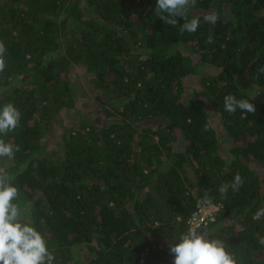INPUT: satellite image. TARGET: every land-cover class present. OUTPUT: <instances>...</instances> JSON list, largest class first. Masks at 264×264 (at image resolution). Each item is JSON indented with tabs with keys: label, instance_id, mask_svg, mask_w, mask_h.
<instances>
[{
	"label": "trees",
	"instance_id": "16d2710c",
	"mask_svg": "<svg viewBox=\"0 0 264 264\" xmlns=\"http://www.w3.org/2000/svg\"><path fill=\"white\" fill-rule=\"evenodd\" d=\"M155 3L0 0V108L21 113L0 135L20 151L0 167L54 264H173L170 243L211 206L206 238L236 264H264V215L253 219L264 209V0H198L194 33L165 24ZM229 94L255 112H225ZM236 173L243 185L221 197ZM205 194L211 205H198Z\"/></svg>",
	"mask_w": 264,
	"mask_h": 264
},
{
	"label": "clouds",
	"instance_id": "9594fccd",
	"mask_svg": "<svg viewBox=\"0 0 264 264\" xmlns=\"http://www.w3.org/2000/svg\"><path fill=\"white\" fill-rule=\"evenodd\" d=\"M198 0H156L155 14L165 24L178 27L180 33H194L197 31L200 18L188 17V11L194 8ZM177 17H182L183 24H178ZM206 23L215 25L218 15L215 12L203 16ZM213 36L207 37L206 43H213ZM7 48L0 42V72L6 68L5 55ZM258 74H264V66L258 68ZM239 109L243 114L254 113L255 106L249 99H237L234 95L224 97L223 110L234 114ZM20 111L11 103L0 108V135H5L17 128L20 121ZM207 130V128H205ZM19 146H13L0 138V158L12 159ZM244 180L236 173L233 180L222 184L218 191L221 197H226L229 188L233 192L239 191ZM19 198V190L12 183L7 170L0 167V264H54L55 256L49 250L45 237L34 226L24 220L21 206L15 202ZM212 201L207 194L198 205L210 206ZM264 215V209L257 211L253 219ZM215 220H209L212 222ZM206 224H201L206 227ZM201 225L189 227L169 245L173 255V264H236L234 256L225 248L219 239H209L200 231ZM264 245V237L259 239Z\"/></svg>",
	"mask_w": 264,
	"mask_h": 264
},
{
	"label": "rangeland",
	"instance_id": "374dc122",
	"mask_svg": "<svg viewBox=\"0 0 264 264\" xmlns=\"http://www.w3.org/2000/svg\"><path fill=\"white\" fill-rule=\"evenodd\" d=\"M188 50V48L186 47L185 49H184V51H187ZM203 68V67H202ZM208 72L209 71H212L213 69L212 68H208V66H206V67H204ZM79 71H81V68H79V69H77L75 72H79ZM199 74H200V72H199ZM198 73H196V74H193V75H191V76H189L186 80H185V85H186V94H185V97L187 96V97H190L191 95H192V93H193V90L199 85V75ZM263 90H261V92H262ZM260 91H256L255 92V95H257L258 96V94H260L259 93ZM264 92V91H263ZM263 94V98H264V93H262ZM259 97V96H258ZM257 98V97H256ZM260 98V97H259ZM258 99V98H257ZM66 118H67V116H66ZM71 118H67V120H66V122H68L69 120H70ZM56 127H58V126H56ZM179 148H182L183 146H184V143L182 142V140L180 141V143H179ZM85 259V261H87V259L89 258V256L87 255V254H84V253H82V252H80V256H79V259ZM78 259V258H77Z\"/></svg>",
	"mask_w": 264,
	"mask_h": 264
},
{
	"label": "built area",
	"instance_id": "2783aa9c",
	"mask_svg": "<svg viewBox=\"0 0 264 264\" xmlns=\"http://www.w3.org/2000/svg\"><path fill=\"white\" fill-rule=\"evenodd\" d=\"M216 206L203 207L199 213H195L191 219L190 227H196L201 224H206L209 220L214 219L213 213L216 211Z\"/></svg>",
	"mask_w": 264,
	"mask_h": 264
}]
</instances>
